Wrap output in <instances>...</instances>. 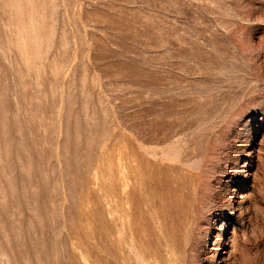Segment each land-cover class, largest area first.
Listing matches in <instances>:
<instances>
[{
  "label": "rangeland",
  "instance_id": "374dc122",
  "mask_svg": "<svg viewBox=\"0 0 264 264\" xmlns=\"http://www.w3.org/2000/svg\"><path fill=\"white\" fill-rule=\"evenodd\" d=\"M0 264H264V0H0Z\"/></svg>",
  "mask_w": 264,
  "mask_h": 264
}]
</instances>
